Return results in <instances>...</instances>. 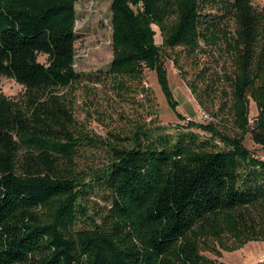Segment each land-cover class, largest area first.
<instances>
[{"label":"trees","instance_id":"obj_1","mask_svg":"<svg viewBox=\"0 0 264 264\" xmlns=\"http://www.w3.org/2000/svg\"><path fill=\"white\" fill-rule=\"evenodd\" d=\"M76 1L0 0V74L25 87L0 95V264H220L205 252L264 241V160L243 143L248 134L264 147V10L252 0H112L118 88L154 70L175 109L165 49L223 61H195L201 84L187 83L214 119L187 122L203 134L144 125L101 137L61 92L101 81L73 67ZM99 154L101 165L87 163Z\"/></svg>","mask_w":264,"mask_h":264},{"label":"rangeland","instance_id":"obj_2","mask_svg":"<svg viewBox=\"0 0 264 264\" xmlns=\"http://www.w3.org/2000/svg\"><path fill=\"white\" fill-rule=\"evenodd\" d=\"M111 1H76L73 67L77 72L91 74L92 79L95 75L99 76L101 81L86 78L61 91L74 118L89 134L101 137L108 136L109 132L128 135L136 127L144 125L164 126L165 131L171 134L185 130L203 134L196 127L186 126L187 122H208L214 119L203 116L202 113L207 114V111L199 105L187 83L200 86L201 83L195 77L196 69L206 63L211 64V69L218 68L216 62L223 60L215 59L217 55L211 54L210 50L193 57L187 55L182 47L165 49L163 65L173 99L177 102L175 109L167 103L154 70L145 68L140 82L129 81L126 88H118L108 74L112 58ZM252 4L264 10V0H252ZM152 27L155 42L161 45V34L157 26ZM37 59L47 63V56L43 53L38 54ZM174 60H177L179 67ZM195 61L199 63L197 68ZM179 68L183 70L184 77ZM24 92L22 84L12 77L0 74V95L17 99ZM248 115L250 118L256 115V107L251 100ZM243 143L254 156L264 160V147L255 144L248 134ZM99 155L95 161L88 160L87 163L101 165L105 158L102 154ZM205 255L215 258L220 264H264V241H249L231 252L221 250L218 257L206 252Z\"/></svg>","mask_w":264,"mask_h":264},{"label":"built area","instance_id":"obj_3","mask_svg":"<svg viewBox=\"0 0 264 264\" xmlns=\"http://www.w3.org/2000/svg\"><path fill=\"white\" fill-rule=\"evenodd\" d=\"M204 117H208V114H206L205 112L202 113Z\"/></svg>","mask_w":264,"mask_h":264}]
</instances>
